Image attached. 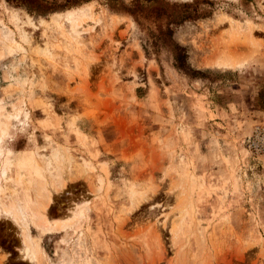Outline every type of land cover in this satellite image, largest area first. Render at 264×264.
<instances>
[{"label":"rangeland","instance_id":"obj_1","mask_svg":"<svg viewBox=\"0 0 264 264\" xmlns=\"http://www.w3.org/2000/svg\"><path fill=\"white\" fill-rule=\"evenodd\" d=\"M23 1L0 0V208L36 258L10 212L0 264H264V0L187 8L191 80L145 56L136 0Z\"/></svg>","mask_w":264,"mask_h":264},{"label":"trees","instance_id":"obj_2","mask_svg":"<svg viewBox=\"0 0 264 264\" xmlns=\"http://www.w3.org/2000/svg\"><path fill=\"white\" fill-rule=\"evenodd\" d=\"M21 1L24 2L17 0L18 3ZM147 1L148 4L144 3L143 0H136L135 3L126 6L127 11L134 16L142 29H144V20H149L155 24V29L147 28L145 34L140 37L145 56L160 62L163 54L167 53L173 67L189 80L202 77L205 72L194 68L189 63L186 47L175 39L173 28V26L204 16L203 13L198 14L187 9L198 0L182 4H171L162 0Z\"/></svg>","mask_w":264,"mask_h":264},{"label":"bare ground","instance_id":"obj_3","mask_svg":"<svg viewBox=\"0 0 264 264\" xmlns=\"http://www.w3.org/2000/svg\"><path fill=\"white\" fill-rule=\"evenodd\" d=\"M47 198L50 199V196H47ZM47 209L48 203H44L43 196L39 197L35 206L33 207V214L36 225L39 226L41 229H44L45 231L65 227L66 224L59 223V221L50 220L46 211ZM20 210L21 207H19L16 203H11L9 206L4 207V209L0 208V216L4 213L9 214L10 212H14L15 221L20 224L22 229V238L24 244V247L22 248L23 257L24 259L28 258L31 260L35 257V252L33 251V248L35 247L32 244V236L29 224L21 218V215H18Z\"/></svg>","mask_w":264,"mask_h":264},{"label":"crops","instance_id":"obj_4","mask_svg":"<svg viewBox=\"0 0 264 264\" xmlns=\"http://www.w3.org/2000/svg\"><path fill=\"white\" fill-rule=\"evenodd\" d=\"M53 215H54V217L58 218V216L60 215V213H54ZM52 220H56V219H52Z\"/></svg>","mask_w":264,"mask_h":264}]
</instances>
